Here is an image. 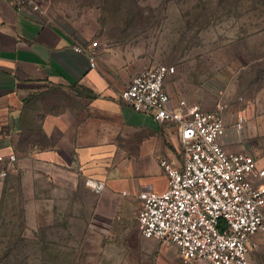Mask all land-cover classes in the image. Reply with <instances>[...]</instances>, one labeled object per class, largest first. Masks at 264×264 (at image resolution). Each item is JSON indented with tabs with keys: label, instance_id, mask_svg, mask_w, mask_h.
I'll use <instances>...</instances> for the list:
<instances>
[{
	"label": "crops",
	"instance_id": "1",
	"mask_svg": "<svg viewBox=\"0 0 264 264\" xmlns=\"http://www.w3.org/2000/svg\"><path fill=\"white\" fill-rule=\"evenodd\" d=\"M91 40L89 32L77 34L53 17L0 0V154L16 155L0 195L24 202L35 226L64 218L87 240L127 242L143 207L140 194L168 187L161 159L181 162L179 130L121 99L133 76L149 66L98 39L92 67L75 49ZM188 67L179 63L165 82L172 102L213 110L216 94L189 79ZM225 120L221 142L235 151L228 114ZM249 243L252 264H262L256 251L264 249V233Z\"/></svg>",
	"mask_w": 264,
	"mask_h": 264
},
{
	"label": "rangeland",
	"instance_id": "2",
	"mask_svg": "<svg viewBox=\"0 0 264 264\" xmlns=\"http://www.w3.org/2000/svg\"><path fill=\"white\" fill-rule=\"evenodd\" d=\"M37 1L40 15L89 32L132 61L176 72L187 62L189 79L225 105L233 149L264 165V0ZM239 115L242 129L235 128ZM7 197L0 195V264H184L173 244L144 239L137 219L127 242L87 240L73 220L35 226L26 204ZM256 253L264 264V249Z\"/></svg>",
	"mask_w": 264,
	"mask_h": 264
},
{
	"label": "built area",
	"instance_id": "3",
	"mask_svg": "<svg viewBox=\"0 0 264 264\" xmlns=\"http://www.w3.org/2000/svg\"><path fill=\"white\" fill-rule=\"evenodd\" d=\"M15 8L40 12L37 0H7ZM98 40L75 49L97 65ZM175 65L157 64L137 72L122 91L121 99L136 111L150 113L179 130L181 162L162 158L168 187L140 194L143 207L138 227L146 238L177 247L184 264H252V236L264 233V165L252 153L227 150L225 105L213 110L180 100L172 102L165 82ZM239 115L235 128L242 129ZM16 155L0 154V178L8 175ZM96 190L104 184L91 185Z\"/></svg>",
	"mask_w": 264,
	"mask_h": 264
}]
</instances>
